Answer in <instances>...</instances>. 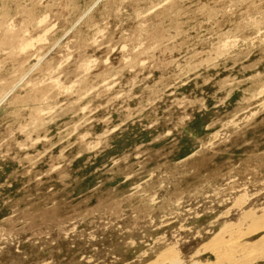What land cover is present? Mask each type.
<instances>
[{
    "label": "rangeland",
    "instance_id": "1",
    "mask_svg": "<svg viewBox=\"0 0 264 264\" xmlns=\"http://www.w3.org/2000/svg\"><path fill=\"white\" fill-rule=\"evenodd\" d=\"M262 214L264 0H0V264L213 261Z\"/></svg>",
    "mask_w": 264,
    "mask_h": 264
},
{
    "label": "bare ground",
    "instance_id": "2",
    "mask_svg": "<svg viewBox=\"0 0 264 264\" xmlns=\"http://www.w3.org/2000/svg\"><path fill=\"white\" fill-rule=\"evenodd\" d=\"M252 217H249V223L244 220L241 222L243 225L248 224L247 231L242 232L238 229L231 233L229 231L230 234L227 237L217 233L203 246L199 252L205 253L210 250L214 255L213 261L207 259L202 262L194 257L190 263H187L177 254L175 256L174 249H170L165 253L162 252L163 254L149 264H264V215L258 219Z\"/></svg>",
    "mask_w": 264,
    "mask_h": 264
}]
</instances>
